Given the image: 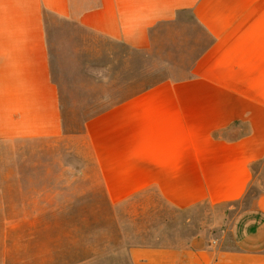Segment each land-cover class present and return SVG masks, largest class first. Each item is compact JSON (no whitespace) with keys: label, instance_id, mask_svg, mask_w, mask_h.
<instances>
[{"label":"crops","instance_id":"1","mask_svg":"<svg viewBox=\"0 0 264 264\" xmlns=\"http://www.w3.org/2000/svg\"><path fill=\"white\" fill-rule=\"evenodd\" d=\"M56 21L165 74L69 131ZM133 57L108 59L135 70ZM18 141L71 142L80 166L62 168L75 181L0 182V264H89L87 250L57 263L64 250L35 246L54 207L87 192L133 226L129 264H264V0H0V142ZM199 215L204 233L189 234Z\"/></svg>","mask_w":264,"mask_h":264},{"label":"rangeland","instance_id":"2","mask_svg":"<svg viewBox=\"0 0 264 264\" xmlns=\"http://www.w3.org/2000/svg\"><path fill=\"white\" fill-rule=\"evenodd\" d=\"M51 31L52 63L61 87L69 131L79 130L82 116H89L109 105L115 97L138 90L154 81L156 76L165 74L161 66H154L143 54L131 53L127 48L74 24L56 21ZM112 54L133 55L135 70L123 59L118 62L109 60L108 56ZM72 147L71 142L63 141L0 142V182L18 178L25 182L59 184L67 181V177L75 181L74 175L64 174L62 170L63 167L80 166L78 150ZM13 169L20 173L13 174L18 172L11 171ZM255 192L257 188L253 185L240 207L250 205ZM95 202L94 194L87 192L74 199L71 205L54 207L56 219L49 224L48 232L38 233L35 246L44 242L57 250H64V254L56 253L57 263L77 261L87 250L89 264H129L125 255L129 240L123 234H131L133 226L115 222L112 207H95ZM202 219L201 215L196 217L188 228L189 234L195 230L204 233L205 225L198 222ZM180 220V217L176 219L178 223ZM209 233L213 235L211 231Z\"/></svg>","mask_w":264,"mask_h":264}]
</instances>
